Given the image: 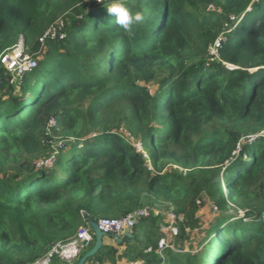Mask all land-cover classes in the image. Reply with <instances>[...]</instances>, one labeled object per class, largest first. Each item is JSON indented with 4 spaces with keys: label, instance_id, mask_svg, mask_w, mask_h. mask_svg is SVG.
Instances as JSON below:
<instances>
[{
    "label": "trees",
    "instance_id": "1",
    "mask_svg": "<svg viewBox=\"0 0 264 264\" xmlns=\"http://www.w3.org/2000/svg\"><path fill=\"white\" fill-rule=\"evenodd\" d=\"M111 2L0 0V53L23 36L37 59L14 81L0 66V264L37 261L88 223L83 213L98 222L153 198L175 205L189 240L206 197L215 222L204 250L182 243L163 257L162 216L152 215L116 243L123 253L104 244L88 263L264 264V0H124L144 14L129 31ZM69 10L66 38L40 51ZM230 14L239 21L220 38ZM51 119L74 138L59 172L32 160Z\"/></svg>",
    "mask_w": 264,
    "mask_h": 264
},
{
    "label": "rangeland",
    "instance_id": "2",
    "mask_svg": "<svg viewBox=\"0 0 264 264\" xmlns=\"http://www.w3.org/2000/svg\"><path fill=\"white\" fill-rule=\"evenodd\" d=\"M200 10H209V9H213L212 6H205L202 5L199 7ZM250 10V8L248 9ZM74 10H69V12L62 14L59 18H62V21H65V16L66 15H73ZM234 15H226L224 17V22H225V26L223 27V31L220 34V38L221 37H225V35H228L229 31H231V28H235L236 23L239 21L236 20L235 22V18ZM71 18H69L68 21H70ZM235 22V25H234ZM66 23V21H65ZM216 42V41H215ZM214 42V43H215ZM212 43V44H214ZM211 44V45H212ZM210 45V46H211ZM44 45H42V47H40V51L42 50ZM210 50V47H209ZM40 52H37V54H39ZM36 55V54H34ZM220 53H216V55L211 57V60H215V61H220ZM233 68V67H231ZM18 80V78H17ZM13 81V80H12ZM16 82V81H15ZM18 83V87L20 82ZM61 126H59L57 124V122H55V125H53L52 127L48 126V137L43 139V142L45 143L44 149L42 150L43 152H41L40 154H36L32 160L34 162L35 165H39L43 168H48L51 171L54 170L55 168V172H59L58 169V159L65 154L69 144L71 143V141H74V138L71 135H66L64 134V132L61 131ZM122 132L126 135H129L128 131L125 128L121 129ZM264 134V133H263ZM253 137V136H252ZM137 146L139 148L140 147V143L137 144ZM53 156H55V158H53ZM38 166V167H39ZM168 168H178L182 171H188L187 169H183L180 166H177L175 164L170 163L168 165ZM57 169V170H56ZM9 173H11V171H9ZM224 192L225 194L230 196V192L229 189H225L224 188ZM153 204H145V206H143V208H148L151 212V215H156V216H162V220L160 222V229L158 231V233L160 234V240H159V249L157 252H160V254L165 257L167 255V250L171 249L174 250L175 252H178V246L180 244L183 243V247L185 249H182L184 251L190 252L193 248L197 249L199 248L198 251H200V249H205L203 246H200L201 242L203 241V239L205 238L206 234H207V230L213 226L214 222H215V213L211 212L210 210H208L210 208V206H214V202L212 200L209 201V199L206 197L205 198V206L202 208V211L199 213V218L201 220V227L196 229L195 231H193L191 228L186 227V231L187 234L189 235V240H187V235H185L183 238L181 237L182 232L180 231L181 225L183 224L182 222L185 221L184 216L183 215H179L176 213L175 211V205L172 203H168L165 202L161 199H155L153 198ZM228 205L231 206V211L230 213H234L236 215H239L240 213L243 214L244 210H241V208L239 206L236 205L235 202H231L228 200ZM217 208V207H215ZM208 210V211H207ZM216 210V209H215ZM207 211V212H206ZM170 214H173V216H170ZM108 237L105 238V240ZM162 239H165V243L161 245V241ZM180 240V242H178ZM194 246V247H193ZM119 250H121L123 253L125 248L124 246H120ZM146 252H151V249H146ZM55 259V260H54ZM53 259L52 264H66V262H64L63 260L59 259V257H55ZM143 264L144 261L137 259V260H129L128 257H124L122 259L119 260V262L117 264Z\"/></svg>",
    "mask_w": 264,
    "mask_h": 264
},
{
    "label": "built area",
    "instance_id": "3",
    "mask_svg": "<svg viewBox=\"0 0 264 264\" xmlns=\"http://www.w3.org/2000/svg\"><path fill=\"white\" fill-rule=\"evenodd\" d=\"M66 29L67 24L65 21H62V18H59L50 25L48 30L40 38L41 44L45 45V42L48 39L62 40L66 38ZM219 47L220 40L218 39L210 46V54L214 56L216 53H219ZM0 66L5 67L13 74V81L17 80V78H22L25 73L32 71L37 66V59L27 47L23 36L19 37L15 45L0 53ZM55 122V119H51L48 126L52 127L55 125ZM53 158H55V156H53ZM150 215V210L148 208L142 207L121 217L102 218L98 221V224L101 230L107 235L121 237L126 235L128 232L131 233L139 223L140 219L148 218ZM170 216H173V214H170ZM93 241L94 235L90 225L83 224L79 227L77 233L73 237L67 240H60L56 242L45 255L31 264H52L55 257H59L63 261L72 263L81 255L84 250L91 246ZM164 243L165 239H162L161 245ZM91 264L105 263L94 262Z\"/></svg>",
    "mask_w": 264,
    "mask_h": 264
},
{
    "label": "clouds",
    "instance_id": "4",
    "mask_svg": "<svg viewBox=\"0 0 264 264\" xmlns=\"http://www.w3.org/2000/svg\"><path fill=\"white\" fill-rule=\"evenodd\" d=\"M101 2V0H100ZM107 8V12L110 16L115 18V23L120 26L121 28H123L125 31H129L131 30V27L133 24L139 23L141 21H143L144 19V14L141 11H136L133 12L131 9H129L127 7V5L124 3V0H112V2L110 4H108L106 6ZM218 40V39H217ZM220 40V39H219ZM210 52V50H209ZM211 55V54H210ZM212 57V55H211ZM88 224V223H87ZM91 227V226H90ZM92 229V228H91ZM93 231V230H92ZM133 235V231L131 232ZM94 235V233H93ZM127 235V234H126ZM124 235V236H126ZM109 236V235H108ZM124 236H118L119 238H123ZM115 238L114 236H110ZM69 239V238H68ZM116 239V238H115ZM67 240V239H66ZM95 241V238H94ZM94 241L92 242V244L94 243ZM117 241V240H116ZM55 244V243H54ZM91 246L84 250L81 255L73 262H78L79 258L87 251L89 250ZM51 249V248H50ZM60 259V258H59ZM66 262V261H64ZM72 262V263H73ZM89 262V261H88ZM86 263V264H91V263ZM66 263H70V262H66Z\"/></svg>",
    "mask_w": 264,
    "mask_h": 264
},
{
    "label": "water",
    "instance_id": "5",
    "mask_svg": "<svg viewBox=\"0 0 264 264\" xmlns=\"http://www.w3.org/2000/svg\"><path fill=\"white\" fill-rule=\"evenodd\" d=\"M83 215L93 230L95 241L93 246L79 258L77 264H86L90 258L96 256V254L102 249L104 245L105 237L108 236L104 231L101 230L97 221L90 218V216L86 213H83ZM127 235L132 236V233L128 232ZM115 238L118 241H122V238H119L118 236H115Z\"/></svg>",
    "mask_w": 264,
    "mask_h": 264
},
{
    "label": "crops",
    "instance_id": "6",
    "mask_svg": "<svg viewBox=\"0 0 264 264\" xmlns=\"http://www.w3.org/2000/svg\"><path fill=\"white\" fill-rule=\"evenodd\" d=\"M108 238L105 240L104 239V244H111V245H116V243L117 242H120V241H116V239L115 238H113V237H110V236H107ZM106 238V237H105ZM122 240H123V238H122ZM117 246V248L119 249V247H120V245H116ZM125 248V247H124ZM119 252L121 253L122 251L121 250H119ZM75 262H73V263H68V264H74Z\"/></svg>",
    "mask_w": 264,
    "mask_h": 264
}]
</instances>
